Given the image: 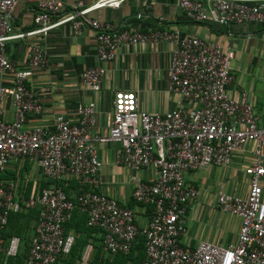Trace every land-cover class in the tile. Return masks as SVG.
<instances>
[{
	"label": "built area",
	"instance_id": "built-area-1",
	"mask_svg": "<svg viewBox=\"0 0 264 264\" xmlns=\"http://www.w3.org/2000/svg\"><path fill=\"white\" fill-rule=\"evenodd\" d=\"M35 2L34 27L15 31L9 14L17 0H0V104L8 98L13 118L6 120L0 106V174L9 162L21 157L35 160L42 174L61 182L73 177L78 184L75 199L62 187L52 184L38 195L14 194L15 182L0 178V254L16 255L19 238L5 240L2 230L10 212L39 207L24 264H55L69 254L75 242L65 233L64 223L72 210L86 214L88 226L103 231V247L109 253H126L138 234L144 237L145 257L141 264H264V129L257 124L247 92L236 99L226 91L232 81V52L217 42L195 36L179 37L167 30L140 31L120 28L100 20L91 12L102 7H119L126 0H95L86 5L75 0L72 8L57 16L62 3L57 0ZM144 4L146 1L143 0ZM192 22L264 23V0H177ZM69 23L74 31L88 27L94 32L96 56L100 64L86 68L81 77L93 91L99 90L105 69L101 63L114 58L120 45L170 41L167 68L168 89L178 92L191 109L176 108L162 113L139 110L138 97L132 91H115L111 120L106 135L93 138L91 129L96 107L93 101L77 108V120L56 115L52 126H26L28 114H39L42 104L25 86L35 69H44L49 60L37 44L27 52V68L15 69L4 53L7 41L46 34ZM12 74V84L2 76ZM118 142L116 163L131 171L153 167L151 181L136 179L133 200L149 207L144 226L134 221L131 209L121 206L111 196L93 188L99 183L101 161L95 142ZM251 147L253 160L245 168L248 189L245 196L216 191V205L240 219L237 242L220 245L201 240L194 248L181 245L186 234L183 217L188 203L198 192L185 183L184 173L207 166H227L232 154ZM88 188H85V187Z\"/></svg>",
	"mask_w": 264,
	"mask_h": 264
},
{
	"label": "crops",
	"instance_id": "crops-1",
	"mask_svg": "<svg viewBox=\"0 0 264 264\" xmlns=\"http://www.w3.org/2000/svg\"><path fill=\"white\" fill-rule=\"evenodd\" d=\"M57 1L62 3L57 16L67 13L75 3V0ZM83 1L88 5L95 0ZM145 1L146 4L143 0H126L119 7H102L92 11L91 15L110 21L120 28L167 30L175 32L181 38L195 36L205 41L217 42L224 50L232 52L230 71L233 79L226 86L227 93L237 99L241 91H246L251 105L256 106L259 95L264 96V23H196L186 16L177 0ZM36 11L35 2L17 0L9 14L13 29L20 32L32 29ZM31 43L41 47L49 64L44 69L33 70L25 81V86L42 104L39 114L27 115L26 126L51 127L53 118L58 114L76 121L77 108L93 101L96 113L91 134L93 138L106 135L115 91L136 93L138 109L150 113H162L176 108L191 109L195 106L186 102L178 92L168 89L167 68L172 48L170 41L120 45L112 60L101 63L105 72L97 91L91 90L81 77L86 68L100 64L96 56L94 32L90 28L82 27L74 31L69 23H64L46 34L5 42L4 53L15 69L27 68V52ZM2 82L11 85L12 74H4ZM0 106L5 119L11 120L13 108L10 100L4 99ZM94 142L102 164L99 183L93 189L113 197L119 205L131 209L135 223L144 226L149 219V207L133 200L132 191L137 178L145 182L153 180L155 169L144 167L137 172L131 171L115 162L120 143ZM252 160L253 154L249 146L233 153L227 166L212 165L184 173L185 183L194 187L198 195L188 203L184 214L186 234L180 238L181 245L194 248L201 240L224 246L237 242L240 219L222 212L216 205L215 196L220 186L225 192L245 196L249 180L245 168ZM0 178L4 181L13 180V193L25 197L38 195L47 181H52L51 185L56 184V181L42 174L35 160L26 157L9 162ZM57 183H62L63 186H60L63 191L75 199L78 184L73 177ZM32 208L39 209L38 206ZM99 228L92 229L89 234L77 231L74 227L69 228L67 233L75 236L74 247L69 255L61 256L56 264H94L99 257H113L116 253H109L103 247V231ZM4 240L6 246L7 239Z\"/></svg>",
	"mask_w": 264,
	"mask_h": 264
},
{
	"label": "trees",
	"instance_id": "trees-1",
	"mask_svg": "<svg viewBox=\"0 0 264 264\" xmlns=\"http://www.w3.org/2000/svg\"><path fill=\"white\" fill-rule=\"evenodd\" d=\"M51 182L52 181L45 182L41 189L51 185ZM60 185L63 186L62 183H60ZM65 194L68 196L67 192H65ZM38 216L39 209L37 208H30L26 212H10L8 215V222L2 230V235L7 240L11 236H17L19 238L18 249L16 255L14 256L6 257L4 254H0V264H24V260L30 248L31 239L34 235L35 226L39 220ZM71 227H74L80 232H87V234H89L92 229H98L97 226L94 227L87 225L86 214L80 211L77 207L72 210L70 218L64 223L65 233H67ZM73 245L70 252L74 247ZM144 257V237L142 234H138L132 242V246L127 253L117 252L111 258L109 256L99 257L94 264H141ZM60 259L61 257L57 260V262L60 261Z\"/></svg>",
	"mask_w": 264,
	"mask_h": 264
},
{
	"label": "rangeland",
	"instance_id": "rangeland-1",
	"mask_svg": "<svg viewBox=\"0 0 264 264\" xmlns=\"http://www.w3.org/2000/svg\"><path fill=\"white\" fill-rule=\"evenodd\" d=\"M252 110L258 126L264 129V96L259 95L256 106L252 105Z\"/></svg>",
	"mask_w": 264,
	"mask_h": 264
}]
</instances>
